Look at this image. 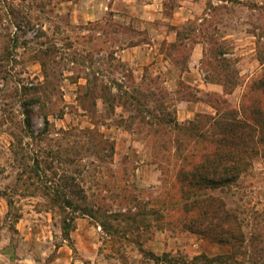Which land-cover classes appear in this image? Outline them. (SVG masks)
<instances>
[{"label":"rangeland","instance_id":"rangeland-1","mask_svg":"<svg viewBox=\"0 0 264 264\" xmlns=\"http://www.w3.org/2000/svg\"><path fill=\"white\" fill-rule=\"evenodd\" d=\"M76 2L0 0V264H264V146L232 183L202 192L232 219L224 241L154 228L151 210L178 151L167 123L176 101L198 96L183 82L168 92L160 65L140 76L120 61L114 46L134 30L110 17L78 22ZM207 7L201 68L222 92L203 97L220 112L237 110L264 74V4ZM175 50L183 66L186 53ZM93 205L105 215L137 212L148 226L133 232L110 215L104 229L79 210Z\"/></svg>","mask_w":264,"mask_h":264},{"label":"trees","instance_id":"trees-1","mask_svg":"<svg viewBox=\"0 0 264 264\" xmlns=\"http://www.w3.org/2000/svg\"><path fill=\"white\" fill-rule=\"evenodd\" d=\"M222 102L226 104V100ZM209 103L216 114L208 121L180 124L174 119L167 123L174 133L172 142L178 151L173 157L172 171L164 177V189L157 197L160 203L153 205L151 215L155 220L153 226L158 230L173 227L201 236L211 234L212 240L224 241L221 236L232 232V219L226 211L220 215L219 205L213 200L203 201L201 195L204 190L232 183L259 145L264 146V74L247 86L237 110L220 112V107ZM191 197L197 208L194 216L189 209ZM79 210L100 219L104 229L111 225L102 219L110 215L116 222L123 215L131 221L133 232L148 226L142 223L143 219H137V212L105 215L95 205Z\"/></svg>","mask_w":264,"mask_h":264},{"label":"crops","instance_id":"crops-1","mask_svg":"<svg viewBox=\"0 0 264 264\" xmlns=\"http://www.w3.org/2000/svg\"><path fill=\"white\" fill-rule=\"evenodd\" d=\"M260 2L264 4V0ZM74 5L78 22L110 17L112 22L134 30L132 41L115 45L113 53L120 61L140 69V76L146 68L160 65L156 74L168 79V92L174 94L180 82L194 89L196 99L176 101L178 122L187 123L199 114L215 115V109L203 97L207 92H222L219 85L205 79L201 68L206 48L198 24L209 16L207 0H78ZM194 22L195 28L188 26ZM132 23L138 25H126ZM177 48L186 53L183 66L173 63Z\"/></svg>","mask_w":264,"mask_h":264}]
</instances>
